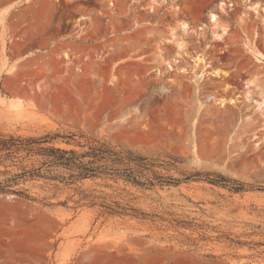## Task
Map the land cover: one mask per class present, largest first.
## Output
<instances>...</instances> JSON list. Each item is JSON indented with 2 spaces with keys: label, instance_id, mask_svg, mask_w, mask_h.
Listing matches in <instances>:
<instances>
[{
  "label": "rangeland",
  "instance_id": "1",
  "mask_svg": "<svg viewBox=\"0 0 264 264\" xmlns=\"http://www.w3.org/2000/svg\"><path fill=\"white\" fill-rule=\"evenodd\" d=\"M57 132L251 187L85 182L133 193V218L22 182L0 193V264H264V0H0V134Z\"/></svg>",
  "mask_w": 264,
  "mask_h": 264
},
{
  "label": "trees",
  "instance_id": "2",
  "mask_svg": "<svg viewBox=\"0 0 264 264\" xmlns=\"http://www.w3.org/2000/svg\"><path fill=\"white\" fill-rule=\"evenodd\" d=\"M56 141H62L73 148L59 147L55 144ZM179 162V158L174 156H167L164 160L161 157L142 155L95 137H87L83 133L63 135L57 132L41 137L0 134V166L6 167L0 173L7 175L0 182V193L30 198L28 190L16 188L22 182H58L74 191L72 199L76 197L74 203L77 208L99 209L107 217L139 218L145 214L131 205L136 198L126 188L122 192L130 196V201L123 203L109 198L96 188H84L85 182L102 181L108 188L114 187L111 184H123L152 191L179 186L182 182L194 179L204 180L236 193L251 187L220 174L198 173L177 179L163 173L164 169L176 166ZM9 167H16L18 171L8 170Z\"/></svg>",
  "mask_w": 264,
  "mask_h": 264
},
{
  "label": "bare ground",
  "instance_id": "3",
  "mask_svg": "<svg viewBox=\"0 0 264 264\" xmlns=\"http://www.w3.org/2000/svg\"><path fill=\"white\" fill-rule=\"evenodd\" d=\"M210 17L212 18V20H213L212 22H213L214 24L217 25V24L219 23V20H218L219 18L217 17V15H214V14H213V15L210 16ZM182 26H184L183 28H185V25H182ZM214 26H215V25H214ZM217 27H218V25H217ZM186 28H187V27H186ZM186 30H187V29H186ZM223 32H224V31H223ZM220 37H221V36H220ZM217 75H218V74H217Z\"/></svg>",
  "mask_w": 264,
  "mask_h": 264
}]
</instances>
